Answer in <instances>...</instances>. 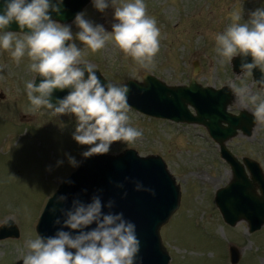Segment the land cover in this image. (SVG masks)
<instances>
[{"label":"rangeland","instance_id":"1","mask_svg":"<svg viewBox=\"0 0 264 264\" xmlns=\"http://www.w3.org/2000/svg\"><path fill=\"white\" fill-rule=\"evenodd\" d=\"M127 2V0H121ZM148 16L160 29V50L151 70L137 65L111 41L97 53L87 50L84 59L95 66L109 82H143L146 74L168 85H188L192 79L217 90L229 82L247 84L252 93L264 98L253 76L233 70L232 62L221 63L215 51V37L232 23L231 16L241 11L247 22L251 13L264 8V0H144ZM110 3V0H109ZM94 25L112 31L114 8L98 11L91 3L82 11ZM75 35L79 28L73 22ZM78 48L83 44L75 40ZM23 57L17 64L10 51L0 48V226L13 220L20 229L19 239L0 241V264H23L26 243L35 239L36 226L48 200L59 185L78 167L69 163L74 157L79 165L87 146L79 145L73 134L76 118L67 114L54 116L50 109L31 112L26 82L36 75ZM253 106L242 108L234 96L230 111L252 113ZM130 126L143 132L135 143L115 142L107 155H119L134 149L141 156L158 155L181 188L179 209L161 229L171 261L169 264H231L230 246L241 251L238 264H264V226L250 233L241 221L228 225L216 206L219 189L233 179L230 166L220 156V148L200 125L176 124L130 111ZM228 148L241 160L257 161L264 172V122H259L253 136L242 135L228 142ZM62 161L63 163L58 164Z\"/></svg>","mask_w":264,"mask_h":264},{"label":"clouds","instance_id":"2","mask_svg":"<svg viewBox=\"0 0 264 264\" xmlns=\"http://www.w3.org/2000/svg\"><path fill=\"white\" fill-rule=\"evenodd\" d=\"M92 3L100 12L110 5L114 8L112 31L94 25L81 12L75 16L79 32L74 38L71 25L61 24L51 15L61 14L63 0H0V48L10 51L17 64L27 56L30 71L41 77L38 85L35 79L26 82L30 111L47 108L54 116L74 115L77 124L73 139L87 146L84 158L106 155L113 143L131 144L143 136L142 131L130 126V89L127 85L103 84L93 65L84 59L86 51L97 53L111 41L141 68L151 70L160 50V29L148 16L144 0ZM231 20L225 32L216 35L215 51L222 64L240 57L242 76H251L259 69L261 77L256 83L264 89V8L252 12L247 22L242 21L241 11L233 12ZM13 22L19 26V33L5 31ZM75 40L83 44V49ZM249 56L251 63L247 62ZM228 87L242 108L253 106L254 119L264 122V98L252 93L243 82H229ZM65 89H71L69 94L52 103L53 91ZM68 159L73 167H79L74 157ZM116 187L122 189L124 185ZM135 191L154 194L139 182H135ZM66 201L67 197L61 195L56 205ZM56 205L50 210L52 215L58 211ZM114 205L113 200L105 204L100 195H93L89 203L77 198L70 209L60 208L64 217L60 230L53 236L38 235L28 240L26 252L21 253L23 264H136L140 250L136 226L123 213H113ZM54 224L61 225V219ZM92 225L95 227L88 230Z\"/></svg>","mask_w":264,"mask_h":264},{"label":"water","instance_id":"3","mask_svg":"<svg viewBox=\"0 0 264 264\" xmlns=\"http://www.w3.org/2000/svg\"><path fill=\"white\" fill-rule=\"evenodd\" d=\"M91 1L63 0L61 14L57 16L51 13L52 18L61 24H71L75 16ZM5 31L19 33L20 29L13 22ZM24 32L27 33L28 29L25 28ZM247 62H252L250 56L247 57ZM240 64V57L233 59V70L237 74H241ZM94 68L103 84L110 83L96 67ZM252 75L255 82L261 77L259 69L254 70ZM40 81L41 77L37 76L35 84L38 85ZM113 85H127L130 89L128 103L132 109L140 113L176 123L205 126L219 145L221 157L229 164L233 174L232 181L217 191L215 197L224 221L232 227L245 221L250 233L262 229L264 226L263 169L253 159L245 157L240 160L228 148V142L240 135L251 138L259 122L249 111H240L237 115L229 111L234 103V95L229 87L220 90L204 87L195 79L188 86H169L148 74L144 76L143 82L129 80L125 84ZM258 87L262 89L259 85ZM70 91L71 89L54 90L52 103L63 99ZM0 99H4L3 94H0ZM135 182L151 189L154 194L135 191ZM117 184H123L124 187L117 188ZM125 192L127 196H124ZM61 195L66 196L67 201L56 205V199ZM93 195H100L105 204L113 200L115 205L111 211L123 213L126 220L135 224L136 235L140 241L136 264L170 263L171 256L163 243L161 229L179 209L182 192L160 156L141 157L135 150H126L119 156L96 155L84 158L78 170L61 184L56 194L49 200L37 226L38 234L42 237L55 235L64 219L59 209H70L72 201L77 198L89 203ZM53 205L58 209L55 215L50 211ZM104 211L109 210L105 208ZM57 218L61 219V225L54 224ZM92 227L95 225L90 226L88 230ZM64 230L68 231V229ZM20 234V229L11 219L0 226V241L19 239ZM229 253L231 264H238L241 259L239 248L231 245Z\"/></svg>","mask_w":264,"mask_h":264},{"label":"bare ground","instance_id":"4","mask_svg":"<svg viewBox=\"0 0 264 264\" xmlns=\"http://www.w3.org/2000/svg\"><path fill=\"white\" fill-rule=\"evenodd\" d=\"M219 190H220V189H219ZM219 190H218V191H219Z\"/></svg>","mask_w":264,"mask_h":264}]
</instances>
